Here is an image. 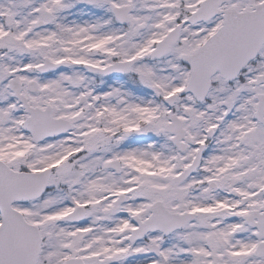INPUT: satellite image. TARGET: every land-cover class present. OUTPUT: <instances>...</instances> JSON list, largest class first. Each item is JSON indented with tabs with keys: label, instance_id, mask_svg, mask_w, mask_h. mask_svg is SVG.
I'll use <instances>...</instances> for the list:
<instances>
[{
	"label": "snow or ice",
	"instance_id": "obj_1",
	"mask_svg": "<svg viewBox=\"0 0 264 264\" xmlns=\"http://www.w3.org/2000/svg\"><path fill=\"white\" fill-rule=\"evenodd\" d=\"M0 264H264V0H0Z\"/></svg>",
	"mask_w": 264,
	"mask_h": 264
}]
</instances>
